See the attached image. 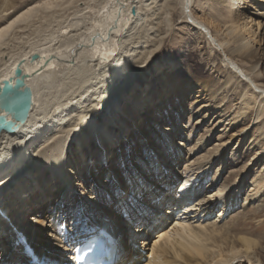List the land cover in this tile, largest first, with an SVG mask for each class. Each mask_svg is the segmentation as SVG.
Segmentation results:
<instances>
[{
    "label": "bare ground",
    "instance_id": "1",
    "mask_svg": "<svg viewBox=\"0 0 264 264\" xmlns=\"http://www.w3.org/2000/svg\"><path fill=\"white\" fill-rule=\"evenodd\" d=\"M19 1L0 0V86L3 91L7 81L14 86L16 72L20 68L26 76V86L32 90L33 100L29 115L22 123L16 122L0 108V116H4L15 128L12 133L3 130L0 134V252L5 250L8 261L11 264H77L74 253L69 254L68 251L77 252L78 246L102 232L107 243L106 264H138L142 255L134 244L142 238L140 243L148 245L149 236L160 227L158 224L165 222L161 209L167 207L176 212L174 226L159 233L146 264L263 263L260 255L264 254V219L251 228L243 225L235 234L220 228L218 221L212 224L204 221L221 201L227 208L231 197L228 192L230 187L209 192L205 198L197 197L204 192L200 189L198 178L206 169L209 170L206 165H197L188 175H183L173 195L174 183L180 178L166 175L161 165L151 164L158 175L156 179L154 176L136 177L127 193L123 191L124 194L105 199L100 195L94 200L90 198L91 206L84 213L85 222L80 229L72 228L73 234H70V227L69 233L63 228L67 223L61 226L57 221L53 210L60 213L58 209L51 208L46 214L48 203L55 196L53 188L57 187L56 183L72 191L77 185L73 182L76 177L70 175L76 173L69 171L66 158L70 143L76 136L83 163H88L85 149H90L91 139L101 144L107 159L111 157L114 145L108 141L114 142L115 139L111 126L119 116L116 111H122L120 98L131 100L128 98V87L144 69L142 66L146 64L148 67L167 44L166 35L173 33L176 14L169 0L161 5L162 0H103L99 5L92 4L95 0H86L88 2L84 7H77L67 16L57 9L65 11L78 0H32L30 3L25 0L17 6ZM205 1V4H215L222 10L209 11L208 7H202L201 2V10H196L192 7L194 0H181L193 27L199 33H207L212 40V43L208 40V47L215 57L218 55L214 46L224 51L226 59L222 62L225 65L215 70L212 68L220 77L205 79L202 76L185 86L178 79L166 78L162 85L164 95L171 99L191 92L196 94V100L220 98L221 103L213 104L214 110L218 108L221 112L218 113L221 115L218 124L227 115L221 108L222 103L232 95L233 101H238L232 123L239 121L244 125L252 113L258 120L264 117V43L261 47L256 45L264 33V6L256 13L262 17L254 18L253 15L249 22V17L247 19L238 13L248 0ZM261 1L264 3V0ZM223 10L227 14H222ZM83 16L88 19L87 26L81 25L85 26L84 30L78 28L81 19L76 22L70 20L71 17ZM254 22L255 31L261 28L263 31L256 38V32L248 29L249 24ZM54 23V32L44 35ZM222 23L229 24L223 37L219 36ZM28 29L31 34L26 36L24 34ZM12 36L19 42L12 43ZM210 57L212 59V53ZM52 89L56 94L50 98ZM132 100L140 108L144 107L138 96ZM15 105L19 106V102L16 101ZM201 106L200 110L205 107ZM109 109L110 114L104 115V111ZM102 114L104 123L91 126L90 122ZM86 128L92 138L82 133ZM164 132L166 135L173 131L164 129ZM263 134L260 133L259 137ZM167 156L170 158L172 155L169 153ZM33 157V165L24 170L25 162ZM176 157L172 156L170 160L177 161ZM95 160L92 155V163H96ZM258 165L264 169V156ZM17 171L20 173L15 176ZM46 171L50 173L48 179L44 178ZM110 172L115 171L111 169ZM262 172L263 176L251 183L246 198L250 203H259L255 209L256 219L264 217V170ZM80 185L78 183L77 187ZM210 185L214 187L215 181L212 180ZM92 205L96 208L93 209ZM100 205H104L108 213H100L97 209L102 207ZM60 209L61 215L66 217L72 212L70 207ZM111 211H114V216H107L113 213ZM202 211L206 212L204 216H201ZM224 211L221 213L225 214ZM167 212L169 210L165 214ZM114 219L127 226L129 236L120 232L117 224L111 223ZM45 228L53 231L52 234L47 233V237L52 239L59 234L67 239L60 247L62 249H57L58 252L50 247V238L47 245L42 243V236L46 234L42 230ZM19 235L29 243L31 240L35 242V254L30 256L28 245L22 244ZM109 255H115V258L109 259Z\"/></svg>",
    "mask_w": 264,
    "mask_h": 264
},
{
    "label": "rangeland",
    "instance_id": "2",
    "mask_svg": "<svg viewBox=\"0 0 264 264\" xmlns=\"http://www.w3.org/2000/svg\"><path fill=\"white\" fill-rule=\"evenodd\" d=\"M23 1L25 0H20L17 6H21ZM31 1L32 0H29L28 3ZM163 1L165 0H162L160 5L164 4ZM86 2L88 1L78 0L73 3L70 8L65 9V11H60L61 9L57 10L60 14L67 16L76 10L77 7H84ZM101 2H103V0H95L92 4L99 5ZM200 2L202 3V7H208L207 10L209 11L214 10V12H220L222 10L217 8L215 4H205V0H194L192 7L196 10H201ZM169 3L172 5L176 14L173 33L170 32L166 35L168 42L162 51L148 67H146V64L142 66L144 69L136 75L134 82L128 87L129 93H126L130 95L128 98L131 100L127 101L124 98H120V104L124 113H121L122 111H116V113H119V116L116 118V121L114 120L113 126H111L115 138L114 142L111 140L108 141L110 145L111 143L114 145L111 157L107 159V153L104 151L101 144L91 139L90 149H85L87 153L86 158L88 160V163L85 164L80 161L82 157L80 155L81 152L78 151V138H76L78 136L70 143V149L66 157L68 159V169L76 173L70 174L76 177V180L73 182L77 185L78 183L81 185L78 187L76 185L72 191L70 188H65L63 185L56 183L58 184V189L56 190L57 187L53 188L55 196L48 203V210L46 209L47 215L51 208L59 210L58 212L60 213L53 210L54 216L61 226L67 223L63 228H66L68 233L72 231L70 234L74 233L72 228L80 229L84 224V213H86L91 206L90 198L94 200L100 195L105 199L107 196L114 197L115 195H120L123 191L127 193L130 191L129 186L137 180L136 177L154 176L156 179L158 175L156 174V170L151 168V164L161 165L166 175H173L172 177L174 178H180V180L174 183L172 194L178 189L176 187L181 180H183V175H188L191 169L197 168V165L209 166V170L206 169V172L200 174L198 178L200 181L199 185H201L200 189L204 191L203 194L201 193L200 197L196 194L195 196L198 198H205L209 192H214L223 187H230L228 192L232 198L230 197L229 205L233 204V207H229V205L227 208L223 207V201H221L212 213L210 212L205 218L204 221H208V224L218 221L220 228L230 230L232 234H235L243 225L246 228H251V226L258 225L264 219V217L261 219L255 218V209L259 203H250V201L246 200L251 183L263 176V164L259 166L258 163L263 160L264 156V134L259 137V134L264 132V117L256 120L255 115L252 113L247 121L248 123L246 122V124L243 125L241 122H235L233 120V124L231 119L236 115L238 107L236 102L238 101H233V96L230 95L221 106V108L225 110L224 114L227 115L223 118L222 122L218 124L221 118V115L218 113L221 112L218 111V108L214 110L213 107L222 102L220 98L196 100V98H194L196 94L191 92H188V95H177L171 99L164 95L162 88L164 79H178L181 84L185 86L190 81L197 80L202 76L205 79L211 76L219 78L220 75L214 73V70L222 64L225 65L222 61L226 59L224 51L220 48L212 45L217 51L218 56L216 57L215 53L210 51L208 40L211 43L212 40L206 35L207 33H199L198 29L193 27L194 24L190 17L188 18V13H185L181 0H169ZM165 4L167 5V3ZM242 6H244V4ZM262 6H264V3L261 0H248V3L240 10L241 12L238 11V13L243 14V17H249L250 19L247 18V21H249L252 19L253 15L254 18H259L261 16H257L256 13L263 8ZM222 14L225 15L227 12L223 10ZM85 17H71L70 20L74 19L73 22H76V20L81 19V24L79 23L80 25L78 28H83L84 30V27L88 25V19H85ZM218 20L221 22L222 19L220 16ZM54 25L56 24L54 23L44 35H48L49 32V35H51V33L54 32L52 28ZM65 25L67 26L68 23ZM81 25L85 26L82 27ZM227 27H229V24L227 26L223 23L221 24L222 31H220L219 36L223 37L225 35L224 32ZM249 28H251L250 32H256L254 38L263 32L261 31L262 28L259 31H255V22L250 23L248 29ZM28 30L24 35L27 36L31 34V31ZM210 30L213 32L212 29ZM263 36L264 33L256 47H261L264 43ZM18 37L22 36L19 35ZM10 39L13 40L12 43L19 42V40L13 39V36ZM231 46L232 44L230 47ZM210 53H212V59ZM162 73L163 76L161 75ZM60 76L62 78L65 77L64 74H60ZM60 89L63 90V87H60ZM55 94L56 91L52 89L50 98ZM135 96L141 99V103L144 105L143 108H140L139 105L134 103L132 99ZM195 101L197 102L195 103ZM201 105L205 107L200 110V107H202ZM110 112L111 109L108 111L105 110L103 114L105 115L107 113L108 115ZM103 114L92 120L90 125L104 123ZM141 125H143V127ZM164 129L168 131L172 130L173 132H168L165 135L163 134L165 133ZM80 132L81 130L78 134ZM82 133L87 137L89 136L88 138H92L88 128ZM244 133L246 134L245 136H243ZM167 134L169 135L168 138L165 137ZM261 147L263 148L262 151ZM88 151L90 152L88 153ZM91 151L93 154H91ZM169 153H171L172 156H177L176 158L178 160H170L172 156L169 158V156H167ZM92 155L95 156L96 163H92ZM254 157H256V160L252 162ZM33 159L34 157L25 162L24 170H26V167L33 165ZM250 163L252 164L248 166ZM96 164H98V166ZM100 164L102 165L101 167L99 166ZM119 165L120 167H118ZM188 165L189 167H187ZM111 169L115 172H110ZM18 173H20V171L15 172L14 175L16 176ZM49 176L50 173L46 171L44 178L48 179ZM212 180L215 181L214 187H210ZM239 186L240 190L238 189ZM237 197L238 201H236ZM81 198L84 199V203L82 204ZM85 200H87V203H85ZM191 204L190 206H192ZM100 206L102 207L97 208L100 209V213H106L105 206ZM69 207L71 208L70 211H72L71 214H69L68 217H66V215H61L60 210L62 209L60 208ZM92 208L94 209L96 207L92 205ZM224 209L227 210L224 211ZM166 210H169V212L165 214ZM223 211L225 214L221 213ZM111 212L113 213H111V215L107 214V216H114V211ZM200 213L201 216H204L206 212L202 211ZM36 214L37 213L31 214L26 220ZM161 214L165 217V222L158 224L160 227L149 236L148 245L144 246L140 243L143 241L142 238L137 239L136 243L134 242L136 250L141 252L142 255L138 264L147 263L152 254V244L158 238L159 233L166 228L174 226V215L176 212H171V209L164 207L161 209ZM218 217H221V219ZM6 220L9 221V219ZM9 223H11V221H9ZM111 223L117 224V228H120V232L125 233L127 236L130 235L127 226L124 224L122 226L121 222H117L114 219ZM131 225H133V222H131ZM194 225H197V223ZM68 227L72 230L69 231ZM42 232H46V234L42 236L44 237L42 243L47 245L50 237L46 235L47 233L52 234L53 231L50 228H45ZM19 237L22 239V244L28 245L27 248H29L30 256L35 254L37 251V249H34L36 246L35 242L31 240V243H29V240L23 239L21 235H19ZM51 240L52 246L50 247L58 252V250L62 249L60 247H62L63 244L65 245L67 239L58 234L56 238H52ZM208 244L210 245L211 243L209 242ZM30 246H32V248H30ZM31 251L33 253H31ZM72 252L74 253V257L76 250H71V252L68 251L69 254ZM260 256L263 262L261 264H264V254ZM8 260L5 250L2 249L0 252V264H11Z\"/></svg>",
    "mask_w": 264,
    "mask_h": 264
},
{
    "label": "water",
    "instance_id": "3",
    "mask_svg": "<svg viewBox=\"0 0 264 264\" xmlns=\"http://www.w3.org/2000/svg\"><path fill=\"white\" fill-rule=\"evenodd\" d=\"M26 76L18 68L16 72V82L10 86V82H5V90L0 86V108L11 115L16 122H25L32 106V90L26 86ZM16 101L19 106H16ZM3 130L10 133L15 131L13 124L6 121L4 116H0V134Z\"/></svg>",
    "mask_w": 264,
    "mask_h": 264
}]
</instances>
